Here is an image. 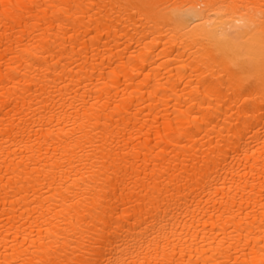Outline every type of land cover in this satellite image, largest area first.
Instances as JSON below:
<instances>
[{
  "label": "bare ground",
  "instance_id": "bare-ground-1",
  "mask_svg": "<svg viewBox=\"0 0 264 264\" xmlns=\"http://www.w3.org/2000/svg\"><path fill=\"white\" fill-rule=\"evenodd\" d=\"M215 2L0 0V264H264V0Z\"/></svg>",
  "mask_w": 264,
  "mask_h": 264
},
{
  "label": "snow or ice",
  "instance_id": "snow-or-ice-1",
  "mask_svg": "<svg viewBox=\"0 0 264 264\" xmlns=\"http://www.w3.org/2000/svg\"><path fill=\"white\" fill-rule=\"evenodd\" d=\"M132 7H137V5H132ZM156 7L159 6L157 5ZM211 7L219 8L221 10H224L225 12H229L231 10L243 11L248 6L233 3L231 2V0H216V2L211 5ZM252 16L256 17V19H258L259 21V46L261 54L262 56H264V5L260 6V12L258 16H256L255 12L252 13ZM250 31L255 33L256 28L253 27L252 29H250ZM145 225H147V221H145L144 224L141 225V227H144Z\"/></svg>",
  "mask_w": 264,
  "mask_h": 264
}]
</instances>
